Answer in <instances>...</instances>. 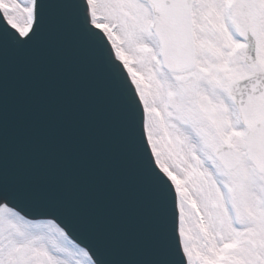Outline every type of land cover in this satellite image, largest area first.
Returning <instances> with one entry per match:
<instances>
[{
	"label": "snow or ice",
	"instance_id": "1",
	"mask_svg": "<svg viewBox=\"0 0 264 264\" xmlns=\"http://www.w3.org/2000/svg\"><path fill=\"white\" fill-rule=\"evenodd\" d=\"M0 264H264V0H0Z\"/></svg>",
	"mask_w": 264,
	"mask_h": 264
},
{
	"label": "water",
	"instance_id": "2",
	"mask_svg": "<svg viewBox=\"0 0 264 264\" xmlns=\"http://www.w3.org/2000/svg\"><path fill=\"white\" fill-rule=\"evenodd\" d=\"M11 81L12 82L10 87V108L12 109V116L10 120V135L13 152H17L21 143L20 126L23 97L21 95L19 75L15 70H13L11 74ZM15 162H21L19 157H17Z\"/></svg>",
	"mask_w": 264,
	"mask_h": 264
}]
</instances>
